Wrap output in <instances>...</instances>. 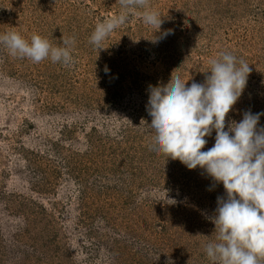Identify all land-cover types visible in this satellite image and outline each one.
Listing matches in <instances>:
<instances>
[{
  "label": "rangeland",
  "instance_id": "374dc122",
  "mask_svg": "<svg viewBox=\"0 0 264 264\" xmlns=\"http://www.w3.org/2000/svg\"><path fill=\"white\" fill-rule=\"evenodd\" d=\"M149 7L160 29L136 9L99 51L90 36L118 0H0V35L75 38L71 66L0 44V264H211L209 217L225 189L153 150L148 88L175 70L203 83L228 52L252 71L226 124L264 113V0Z\"/></svg>",
  "mask_w": 264,
  "mask_h": 264
},
{
  "label": "clouds",
  "instance_id": "9594fccd",
  "mask_svg": "<svg viewBox=\"0 0 264 264\" xmlns=\"http://www.w3.org/2000/svg\"><path fill=\"white\" fill-rule=\"evenodd\" d=\"M118 2L121 11L98 22L90 36L89 42L99 51L136 9H144L139 15L145 25L161 28L162 17L150 9L149 0ZM0 44L11 56L33 63L49 58L64 66L74 63V37L62 36L57 46L38 34L29 40L9 31L0 35ZM209 63L203 83L193 81L189 86L175 70L166 85H149L146 108L152 118L148 126L153 130V150L179 160L189 170L200 168L214 184L223 185L226 195L217 197V207L209 217L215 225V239L212 236L204 246L211 264H264V127H258L264 113L246 111L239 122L226 124L252 68L228 52ZM213 131L215 143L203 151Z\"/></svg>",
  "mask_w": 264,
  "mask_h": 264
}]
</instances>
